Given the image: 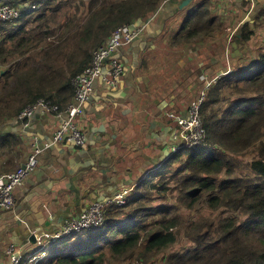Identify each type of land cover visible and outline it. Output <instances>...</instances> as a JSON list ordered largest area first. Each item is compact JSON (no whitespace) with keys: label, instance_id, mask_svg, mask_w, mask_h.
<instances>
[{"label":"trees","instance_id":"16d2710c","mask_svg":"<svg viewBox=\"0 0 264 264\" xmlns=\"http://www.w3.org/2000/svg\"><path fill=\"white\" fill-rule=\"evenodd\" d=\"M167 1L0 0V6L21 12L12 22L0 21V175L17 170L28 150L21 136L1 134V129L21 126L20 115L39 101L66 112L75 100V80L90 65L94 52L105 47L118 28L142 26L150 17H159ZM211 4L200 0L176 28L162 29L161 35L177 50L176 63L184 59L186 64L176 67L172 81L158 74L145 88L147 93L174 97V102L184 101L186 93L198 98L206 87L200 75L210 69L217 81L206 91L201 108L204 143L197 149L170 152L163 169L149 180L151 186L139 182L130 202L106 207L101 227L49 243L44 250L47 257L35 264H150L155 255L156 259L167 253L183 231L176 232L183 224L176 211L194 210L202 201L229 215L216 225L192 224L186 236L191 246L163 257L161 263L264 264V157L247 166L253 175L241 177H234L236 172L225 159L227 153L239 157L251 146L264 156V46L252 45L256 29L264 24V10L253 24L247 19L240 27L238 22L230 23L238 32L231 36L229 51L230 34L223 22L211 16ZM202 47H208L205 54ZM190 105L175 115L183 116ZM224 172L226 177L221 178ZM153 191L164 195V201L174 192L178 203L146 206ZM33 254H24L22 264H34L30 255L41 257L43 251L38 248Z\"/></svg>","mask_w":264,"mask_h":264},{"label":"crops","instance_id":"0c3cea01","mask_svg":"<svg viewBox=\"0 0 264 264\" xmlns=\"http://www.w3.org/2000/svg\"><path fill=\"white\" fill-rule=\"evenodd\" d=\"M248 1L253 5L264 2ZM175 8V3L165 4L142 38L116 52V58L126 67V75L117 88L102 80L96 84L84 107V117L77 122L85 135L84 147L74 148L67 143L47 148L65 119L43 110L35 111L28 122V132L25 125L1 129V134H16L26 142L28 150L24 161L18 162L20 165L36 150L42 152L38 168L15 191V207L0 210V264H11L7 254L10 245L21 253L33 254L92 204L107 207L125 190L134 194L139 182L157 175L170 152L181 145L177 124L168 115L183 112L188 103L145 91L158 74L162 80L172 81L176 67L186 64L184 59L176 63V48H171L168 38L161 35L166 21L176 28L186 17V11L175 12ZM176 14L180 18L176 19ZM188 47L198 55L192 46ZM169 53L172 55L167 56ZM206 74L210 75L208 71ZM177 92L182 93V84ZM33 234L36 244L30 240Z\"/></svg>","mask_w":264,"mask_h":264},{"label":"built area","instance_id":"2783aa9c","mask_svg":"<svg viewBox=\"0 0 264 264\" xmlns=\"http://www.w3.org/2000/svg\"><path fill=\"white\" fill-rule=\"evenodd\" d=\"M20 17L21 12L19 10H15L8 5L0 6V21L12 22ZM146 28L147 25L145 24L138 27L123 26L112 33V37L106 46L94 52L90 65L76 78L75 100L66 112L60 113L58 107L39 101L35 106L27 108L19 118H31L39 108L47 113L56 114L59 112L57 116L63 117L65 121L56 132L53 142L47 144L46 147L62 143L73 144L76 148L84 147L86 139L84 133L77 125V117L84 115V107L94 94L98 81L102 80L112 88L119 87L121 78L125 76L126 68L114 54L124 45H128L135 39L142 37ZM200 77V80L206 84L205 90L191 103L187 114L185 116L171 115L177 120L179 126L178 135L180 142L183 144L174 149L176 153L186 148L197 149L205 140L206 132L202 123L201 108L206 100V91L217 79L210 77L208 74H203ZM65 116H67V119ZM27 125L29 124L26 123L25 127ZM41 152V150H36L14 172L0 175V210L11 211L15 207V191L38 168L39 154ZM128 195L129 191L125 190L115 196L111 204L119 206L126 204ZM105 209L106 205L104 206V204H92L79 217L67 222L46 244L41 245L40 250L44 251L48 243L56 242L65 236L101 227L105 222ZM7 254L11 264H22L24 253H21L15 245L9 246ZM30 257H32L31 262L34 261L35 264L45 258L46 254L43 253L41 257L31 255Z\"/></svg>","mask_w":264,"mask_h":264},{"label":"rangeland","instance_id":"374dc122","mask_svg":"<svg viewBox=\"0 0 264 264\" xmlns=\"http://www.w3.org/2000/svg\"><path fill=\"white\" fill-rule=\"evenodd\" d=\"M211 1H212V4L210 6L211 16L213 15V17H216L220 22H223L225 32L227 30L228 34H230V35H227L229 37L228 38V48H227L229 51L231 50V48H230L231 47V43H230L231 38L235 35V29H238L237 27H234V28L230 27V23L233 21L238 22V24L240 23L238 25L240 27L241 21H244L245 19H247L248 23L253 24L256 16L262 10H264V2L259 3L258 5H253L251 3L250 6H244L240 3L239 0H236V1L232 0L230 2H222V1H214V0H211ZM234 2L236 3L235 5H233ZM233 8H235V11ZM226 10H227V13H226ZM174 27H175L174 23L168 24V28L171 29ZM206 42H208V40H206ZM252 43H253L252 45L264 46V24L259 26V28L256 29V35L254 36ZM207 48L208 47L200 48L201 53L205 54ZM230 57L235 59V57H232V56H230ZM229 61H230V59H229ZM222 62H224L225 66H227L229 64V63L227 64V62H225V61H222ZM208 72L211 74V70H208ZM200 82H201V80H200ZM203 91L204 90H202V92ZM185 96H187V98L184 99V102L188 103V107H189L190 103H192L193 101H195L197 99L196 98L197 95H190L189 93H186ZM258 156L264 157L262 154L256 152L255 147L251 146V147L247 148V150L243 154H241V156L235 157L234 155L227 153L225 156V159L227 161V164H229L230 166H232L234 168V170L236 172L234 177H237V175L239 177H241V176H244V174H247L249 176L254 174L253 172H251L247 168V166L252 164L255 160H259ZM256 158H258V159H256ZM222 177H224V178L226 177V172H224L222 174L221 178ZM252 178L257 180L256 176H253ZM150 180H151V178H150ZM145 182L148 183L149 186H151V181L147 180V178H146ZM163 196L164 195L153 191L151 201L149 203L147 202L146 206L150 205L149 207H151V208H158L163 203H165V204H174L175 202L178 203V201H177L178 196L174 192H171L167 195L166 201H164V199H162ZM202 203L203 204L199 205L194 210H187V209H181L180 208L178 211H176V213L180 216L181 221L183 223L182 227L179 230H176V232H179L181 230H183V231L180 234V237L177 239L178 240L177 243L173 247H171L167 253L159 254L156 257V259H155L156 255L154 257H152V259L153 258L154 259L150 260V262H151L150 264H162L161 262L163 260V257H166L167 255H169L171 253L181 252V251L189 248L191 246V243L186 240V238H187L186 236L188 234H190V230H191L190 226L192 224H194V223L201 224L202 222L208 221V222H213L216 225V224H219L226 216L229 215L224 209L212 210L211 208H209L207 206V203L205 201H202ZM35 257H38V256H35ZM32 263H34V261ZM137 264H139V263H137Z\"/></svg>","mask_w":264,"mask_h":264},{"label":"clouds","instance_id":"9594fccd","mask_svg":"<svg viewBox=\"0 0 264 264\" xmlns=\"http://www.w3.org/2000/svg\"><path fill=\"white\" fill-rule=\"evenodd\" d=\"M183 1V0H182ZM195 0H193L192 2H191V4L188 6V7H186L185 9H183V10H179V8H178V5L180 4V2H179V0L177 1V2H173V0H168L165 4H167L168 2H169V4L171 5V4H173V3H175L176 4V8H175V12H178V11H186V13H187V15H186V19H187V17H188V14H189V9H190V7L191 6H193V2H194ZM258 1V0H257ZM257 3H259V2H257ZM164 4V5H165ZM163 5V6H164ZM162 6V7H163ZM160 16V15H159ZM157 15L156 16H153V17H150L149 18V20L147 21V22H145V23H143V24H145V25H147V28L146 29H148L156 20H157ZM142 24V25H143ZM168 24H169V22L168 21H166L165 22V26H164V28H163V30H170V28H168ZM171 29H173V28H171ZM144 35V34H143ZM143 37V36H142ZM141 37V38H142ZM206 74V73H205ZM201 75H203V74H201ZM200 75V76H201ZM210 76V75H209ZM210 77H213V76H210ZM178 139H179V135H178ZM179 141H180V139H179ZM181 143V142H180ZM183 144L181 143V145L180 146H182ZM176 148V147H175ZM174 148V149H175ZM181 151V150H180ZM178 153V152H177ZM131 199H133V197L131 198V196H130V193H129V195L127 196V202H126V204L128 203V202H130L131 201ZM126 204H124V205H126ZM124 205H121V206H124ZM117 206H119V205H117ZM120 206V207H121ZM49 244V243H48ZM47 248V247H46ZM45 248V249H46ZM43 253H45V251H43ZM47 257V256H46ZM42 260V259H41Z\"/></svg>","mask_w":264,"mask_h":264},{"label":"water","instance_id":"95a60500","mask_svg":"<svg viewBox=\"0 0 264 264\" xmlns=\"http://www.w3.org/2000/svg\"><path fill=\"white\" fill-rule=\"evenodd\" d=\"M178 0H173V2H177ZM193 0H183V1H181L180 2V4L178 5V8H179V10H183V9H185L186 7H188L190 4H191V2H192ZM258 2V1H257ZM138 25V24H137ZM1 73L2 74H4V71H1ZM38 110H40V111H42V109L41 108H39ZM65 118L67 119V116H65ZM31 120V118H19L18 120H17V122L19 123V124H24L25 122L27 123V122H29ZM28 131H30V126L29 125H27L26 127H25V132H28ZM74 148H76V147H74ZM84 170H88L87 168H85ZM30 240L33 242V243H37V237H36V235H31L30 236Z\"/></svg>","mask_w":264,"mask_h":264},{"label":"flooded vegetation","instance_id":"af4514ba","mask_svg":"<svg viewBox=\"0 0 264 264\" xmlns=\"http://www.w3.org/2000/svg\"><path fill=\"white\" fill-rule=\"evenodd\" d=\"M174 153H176V152H174Z\"/></svg>","mask_w":264,"mask_h":264}]
</instances>
